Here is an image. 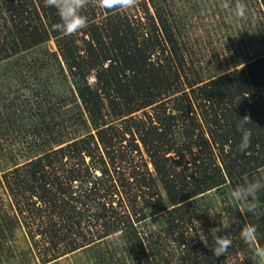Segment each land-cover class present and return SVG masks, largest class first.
Listing matches in <instances>:
<instances>
[{"label": "trees", "instance_id": "16d2710c", "mask_svg": "<svg viewBox=\"0 0 264 264\" xmlns=\"http://www.w3.org/2000/svg\"><path fill=\"white\" fill-rule=\"evenodd\" d=\"M174 1H140L139 19L85 0L86 25L65 35L53 30L59 16L45 0H0V135L24 130L34 137L25 159L4 171L2 180L42 263L84 248L95 264H227L241 252L240 264L258 263L264 186L251 198L254 212L246 206L243 223L228 227L225 254L215 256L213 241L207 247L193 243L187 232L205 216L207 193L224 197L226 190L231 194L235 186L259 180L264 53L239 68L204 74L184 38L187 13L174 10ZM50 38L56 50H46V59L42 53L27 59L25 52ZM64 66L74 86L51 102L53 75L40 74L47 68L63 75ZM67 103L87 114L74 111L68 124H90L93 133L67 138L68 131L47 119L53 105ZM244 116L251 146L241 152L237 123ZM132 152L141 162L123 173ZM148 218L159 228L145 233L140 224ZM18 223L0 210V254ZM249 225L256 228L253 246L239 234ZM115 231L120 247H109L106 239Z\"/></svg>", "mask_w": 264, "mask_h": 264}, {"label": "rangeland", "instance_id": "374dc122", "mask_svg": "<svg viewBox=\"0 0 264 264\" xmlns=\"http://www.w3.org/2000/svg\"><path fill=\"white\" fill-rule=\"evenodd\" d=\"M140 1L142 2V0L132 1L127 7L123 8V11L134 18L144 19ZM172 8L178 12L187 13L186 22L184 23V38H186L192 51L190 58L206 75L216 74L218 71H228L233 67L239 68L245 61L254 59L260 53H264V11L260 0H176L172 4ZM238 8L243 9V15L238 13ZM102 16L99 14L95 19H99ZM46 50L47 52L56 50V45L52 38L41 46L25 52V54L28 56L27 59H30L32 56L36 54L40 56L39 53H42L41 56L46 59L49 56L45 53ZM63 70L64 74L59 76H55L53 72H50L52 70L47 68L42 70L40 74L42 75L41 77L53 75L51 77L52 81H50V93L47 95L48 100L51 102L59 101L62 94H68L74 86L65 66ZM93 78V76H90L89 81L93 82ZM22 93L26 92L23 91ZM69 102L72 101L70 100ZM56 105L50 108L51 112L47 115V119L50 118L53 122L57 121V129L68 131L67 138H73L72 136L79 138L88 134V132H94L90 124L82 126H70L68 124L71 122L69 117L72 116L74 111L76 113L80 111L84 117H87V114L81 108L69 103L65 106ZM141 114L142 112L138 111L136 116ZM115 123L119 125V121ZM0 137V142L3 146V153L0 155V204L2 205L0 210L1 213L3 212L7 216H17L19 222L15 228L13 238H10L3 245L5 255L0 254V264H95L90 254L91 252L85 248L65 253L50 262L42 263L39 253L32 246V239L26 232L21 215L16 213L15 202L4 187L2 180L4 171L12 168V164L15 161L20 162L25 159V151L29 148V141L34 137L30 134L28 135L24 130L16 136L6 133L0 135ZM130 159L132 161L123 162L126 165L121 167L123 173L128 172L131 162H137L138 164L141 162L140 155L135 152L130 154ZM144 159L147 161L146 156H144ZM149 168H152L151 165ZM150 171L152 170L150 169ZM247 183L251 182L247 181ZM258 183L260 186H264V166L260 168ZM157 188L160 190V194L164 196L161 187L157 186ZM206 199L205 216L201 217L204 219H195L193 226L187 232V236L194 239L193 243L196 242L207 247L208 245L211 246L209 242L213 241V235L215 234L214 231L212 233L213 228H219L217 235L227 236L228 238V227L233 223H243V215L247 205L234 200L228 190H226L224 197L218 196L211 191L206 194ZM125 201L128 203L126 197ZM250 203L254 206L256 205L254 199ZM121 207H118V210L122 209ZM202 220L206 221L205 229H201ZM140 228L145 230L146 233L159 227L155 218H148L140 224ZM206 229L209 231L205 234ZM119 235L120 231H115L108 236L106 243H108L109 247L115 245L120 247L121 240ZM206 236L208 237L207 239ZM245 242L253 246L252 240H245ZM1 251L2 249L0 248V253ZM123 253L124 251L121 255ZM244 259L245 254L241 252L236 256H229L227 264H240ZM257 262V264H261L260 260ZM122 264L132 263L128 259Z\"/></svg>", "mask_w": 264, "mask_h": 264}, {"label": "clouds", "instance_id": "9594fccd", "mask_svg": "<svg viewBox=\"0 0 264 264\" xmlns=\"http://www.w3.org/2000/svg\"><path fill=\"white\" fill-rule=\"evenodd\" d=\"M46 6L54 8L57 11L59 20L52 27L56 32H63L65 35H71L77 30L82 29L86 23L87 18L82 14V9L85 5V0H45ZM131 0H98V6L106 9L124 8L130 4ZM238 13L243 15V9L238 8ZM241 118V117H240ZM249 117L244 116L237 123V127L241 133L239 142V150L246 152L251 146V132L247 129ZM260 184L257 181L245 183L235 186L232 189V198L238 202L247 205L248 212H254V205L250 203L253 193L258 191ZM213 247L212 251L215 256L225 254L231 246V240L227 236L217 235L219 228H213ZM241 239L251 241L255 234L256 228L254 226H243L239 232ZM255 257L264 264V247L255 250Z\"/></svg>", "mask_w": 264, "mask_h": 264}]
</instances>
